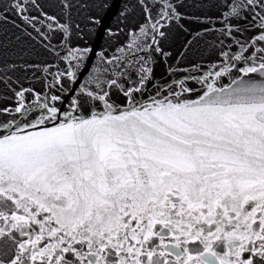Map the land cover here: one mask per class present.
Masks as SVG:
<instances>
[{"label":"snow or ice","instance_id":"6c2138e0","mask_svg":"<svg viewBox=\"0 0 264 264\" xmlns=\"http://www.w3.org/2000/svg\"><path fill=\"white\" fill-rule=\"evenodd\" d=\"M0 264H264V0H0Z\"/></svg>","mask_w":264,"mask_h":264},{"label":"water","instance_id":"95a60500","mask_svg":"<svg viewBox=\"0 0 264 264\" xmlns=\"http://www.w3.org/2000/svg\"><path fill=\"white\" fill-rule=\"evenodd\" d=\"M163 69H158V71H162Z\"/></svg>","mask_w":264,"mask_h":264}]
</instances>
